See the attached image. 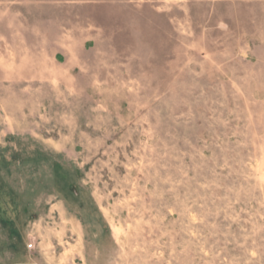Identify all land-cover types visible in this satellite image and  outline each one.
<instances>
[{
  "label": "rangeland",
  "instance_id": "374dc122",
  "mask_svg": "<svg viewBox=\"0 0 264 264\" xmlns=\"http://www.w3.org/2000/svg\"><path fill=\"white\" fill-rule=\"evenodd\" d=\"M0 264H264V0H0Z\"/></svg>",
  "mask_w": 264,
  "mask_h": 264
},
{
  "label": "built area",
  "instance_id": "2783aa9c",
  "mask_svg": "<svg viewBox=\"0 0 264 264\" xmlns=\"http://www.w3.org/2000/svg\"><path fill=\"white\" fill-rule=\"evenodd\" d=\"M32 246V244L31 243H29V247H31Z\"/></svg>",
  "mask_w": 264,
  "mask_h": 264
}]
</instances>
